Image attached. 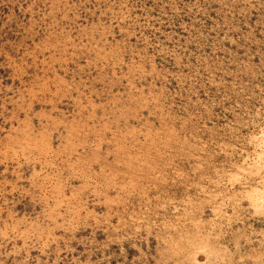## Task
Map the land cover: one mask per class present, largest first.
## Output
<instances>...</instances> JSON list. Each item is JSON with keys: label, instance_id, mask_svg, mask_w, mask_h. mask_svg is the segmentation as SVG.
Masks as SVG:
<instances>
[{"label": "rangeland", "instance_id": "1", "mask_svg": "<svg viewBox=\"0 0 264 264\" xmlns=\"http://www.w3.org/2000/svg\"><path fill=\"white\" fill-rule=\"evenodd\" d=\"M0 264H264V0H0Z\"/></svg>", "mask_w": 264, "mask_h": 264}]
</instances>
